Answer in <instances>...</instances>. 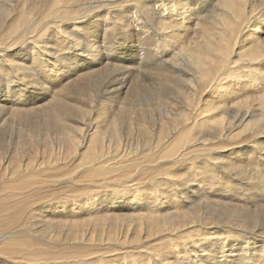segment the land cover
Returning <instances> with one entry per match:
<instances>
[{
    "label": "bare ground",
    "instance_id": "bare-ground-1",
    "mask_svg": "<svg viewBox=\"0 0 264 264\" xmlns=\"http://www.w3.org/2000/svg\"><path fill=\"white\" fill-rule=\"evenodd\" d=\"M262 24L0 0V264H264Z\"/></svg>",
    "mask_w": 264,
    "mask_h": 264
},
{
    "label": "rangeland",
    "instance_id": "rangeland-1",
    "mask_svg": "<svg viewBox=\"0 0 264 264\" xmlns=\"http://www.w3.org/2000/svg\"><path fill=\"white\" fill-rule=\"evenodd\" d=\"M261 30H262V37L264 38V30H263V24L261 25ZM128 76V75H127ZM130 83L131 77L129 76V79H127Z\"/></svg>",
    "mask_w": 264,
    "mask_h": 264
}]
</instances>
